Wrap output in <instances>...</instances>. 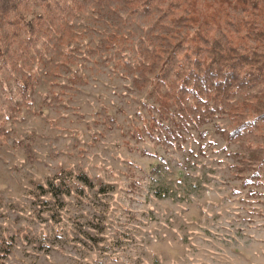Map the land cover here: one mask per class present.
Listing matches in <instances>:
<instances>
[{
  "label": "rangeland",
  "instance_id": "obj_1",
  "mask_svg": "<svg viewBox=\"0 0 264 264\" xmlns=\"http://www.w3.org/2000/svg\"><path fill=\"white\" fill-rule=\"evenodd\" d=\"M44 9L29 4L26 22ZM129 11L125 0H78L33 43L22 28L0 61L3 264H264V127L232 141L219 133L261 91L207 122L193 111L171 143L133 138L159 105L152 80L168 52L153 51L181 34L157 10ZM193 68L183 50L169 79Z\"/></svg>",
  "mask_w": 264,
  "mask_h": 264
},
{
  "label": "trees",
  "instance_id": "obj_2",
  "mask_svg": "<svg viewBox=\"0 0 264 264\" xmlns=\"http://www.w3.org/2000/svg\"><path fill=\"white\" fill-rule=\"evenodd\" d=\"M125 1L131 15L157 10L158 23L181 34L172 40L167 51H153L156 58L168 52L152 80L151 95L157 97L159 105L149 109L150 119L144 121L142 128H134L133 138L144 140L147 136L160 143H171L183 138L182 130L193 118V111H204L195 117L207 122L216 117L220 104L253 90L261 91L255 95L259 98L257 105L251 106L245 100L231 108L227 115L232 129L219 130V133L232 141L264 127V0ZM77 2L0 0V61L9 64L8 57L14 52L13 45L22 28L29 34L28 41L33 43L38 32L45 31L42 26L45 20H58L59 11L74 8ZM31 3L41 4L45 11L26 22ZM183 50L193 54L194 68L170 80V71ZM35 81L33 75L19 81L22 97L29 96ZM163 87L166 92L162 91ZM260 164L264 166V157ZM9 254V248L3 250L0 264Z\"/></svg>",
  "mask_w": 264,
  "mask_h": 264
}]
</instances>
